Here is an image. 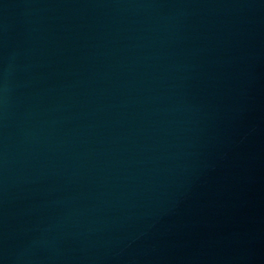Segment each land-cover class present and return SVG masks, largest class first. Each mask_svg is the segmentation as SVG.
<instances>
[{
    "label": "water",
    "instance_id": "95a60500",
    "mask_svg": "<svg viewBox=\"0 0 264 264\" xmlns=\"http://www.w3.org/2000/svg\"><path fill=\"white\" fill-rule=\"evenodd\" d=\"M0 264H264V0H0Z\"/></svg>",
    "mask_w": 264,
    "mask_h": 264
}]
</instances>
